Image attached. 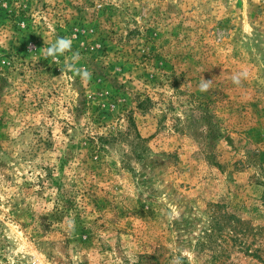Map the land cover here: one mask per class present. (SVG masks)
<instances>
[{
    "label": "rangeland",
    "instance_id": "1",
    "mask_svg": "<svg viewBox=\"0 0 264 264\" xmlns=\"http://www.w3.org/2000/svg\"><path fill=\"white\" fill-rule=\"evenodd\" d=\"M177 261L264 264V0H0V264Z\"/></svg>",
    "mask_w": 264,
    "mask_h": 264
},
{
    "label": "clouds",
    "instance_id": "2",
    "mask_svg": "<svg viewBox=\"0 0 264 264\" xmlns=\"http://www.w3.org/2000/svg\"><path fill=\"white\" fill-rule=\"evenodd\" d=\"M72 48V40L67 37H57L55 42L52 43L49 47L43 50L44 57H53L56 58L58 56H62L67 52H70ZM81 59L79 52H73L71 57L66 59L65 62V68L69 71H75L77 75H80L82 79L84 78H90V73L87 72V70L82 69H76L75 65L79 62ZM65 69H61L62 75L60 78L63 77ZM247 70L236 74L232 77V82L236 85H239L241 83L242 78H247L248 76ZM212 81L210 80H202L199 84V90L201 92L208 91L209 87L211 86ZM178 264V261L176 262Z\"/></svg>",
    "mask_w": 264,
    "mask_h": 264
},
{
    "label": "trees",
    "instance_id": "3",
    "mask_svg": "<svg viewBox=\"0 0 264 264\" xmlns=\"http://www.w3.org/2000/svg\"><path fill=\"white\" fill-rule=\"evenodd\" d=\"M62 163L63 162H61V164ZM61 164L58 167H60ZM53 171H54V168H50L48 170L47 178H49L51 184H53V186L57 190V193H56L57 196L55 198V201L60 204L61 208L69 209V208H71V205H70L71 203H70L68 195H67V193H66V191H65V189L63 187L64 185L62 184V182H61L59 177L58 178L55 177Z\"/></svg>",
    "mask_w": 264,
    "mask_h": 264
}]
</instances>
